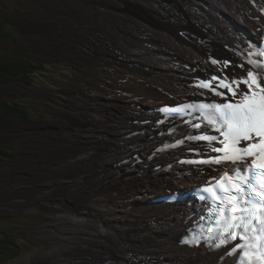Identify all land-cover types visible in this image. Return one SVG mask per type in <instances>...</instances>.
<instances>
[{
	"label": "rangeland",
	"instance_id": "1",
	"mask_svg": "<svg viewBox=\"0 0 264 264\" xmlns=\"http://www.w3.org/2000/svg\"><path fill=\"white\" fill-rule=\"evenodd\" d=\"M201 1L208 3V0ZM144 5L142 0H0V18L11 33L0 43V55L44 65L30 76L29 82L15 79L0 83V99L20 104L26 110V115L21 117L0 110V127L11 137L0 140V148L3 147L0 150V192L5 197L0 198V234H13L20 244L18 256L4 264H22L26 255L37 249L40 251H36V255L44 257L52 248H55L52 258L57 260L51 264L97 263L90 254L95 240L92 223L83 222L91 217L94 207L89 192L99 183L105 192L111 190L117 169L100 173L105 169L104 162L119 158L106 141L98 145L91 138L95 133L85 135L90 129L100 131L93 113L101 112L97 120L103 119L106 96H113L109 88L113 81L106 72L98 70L89 60L84 63L83 59L90 58L85 52L97 49L96 36L104 38L113 33L111 23L118 28V35L125 36L126 32L130 40L138 43L140 35L129 29L127 15H139L130 20L146 24L140 19V15H146ZM127 34L125 39L129 41ZM151 45L135 50L124 43L130 53L159 48ZM121 54L109 52L104 57L109 58V63L122 66L125 56ZM151 59L165 61L154 54ZM120 83L132 84L126 75L121 77ZM117 90L112 92L120 94L123 89ZM96 95L100 99H96ZM188 97L182 94L178 99L166 101L176 102ZM135 101L144 105L140 100ZM79 146L82 149H78ZM103 154L111 155L112 160H100ZM79 162L81 165L77 164ZM72 179L80 183L69 181ZM18 205L20 208H13ZM101 208L109 212L108 208ZM123 225L117 228L120 234L116 238L126 233ZM106 254L103 251L100 262L112 264ZM116 259V264H129L123 253Z\"/></svg>",
	"mask_w": 264,
	"mask_h": 264
},
{
	"label": "bare ground",
	"instance_id": "2",
	"mask_svg": "<svg viewBox=\"0 0 264 264\" xmlns=\"http://www.w3.org/2000/svg\"><path fill=\"white\" fill-rule=\"evenodd\" d=\"M142 1L146 3V15H140V19L146 24L130 20L139 15H127L131 24L129 29L140 35V40H137L139 44L133 42L134 39L130 40L125 32L129 38L126 41L125 36L118 35V28L111 23L109 27L113 33L104 38L95 35L99 42L95 47L97 49L85 52L86 55L90 54L91 59H83L84 63L91 61L90 64L106 72L113 81L109 86L113 96H106L107 109L103 119L97 120L101 112L93 113L96 128H100V131L90 129L85 135L95 133L91 138L98 145L106 141L114 156L119 158L114 162H104L105 169L100 173L111 169L115 172L117 169L113 173L111 190L105 192L99 183L92 186L89 192L94 207L90 211L91 217L83 222H91L95 232L90 254L97 261L96 264H102L103 251H106V257L112 264L118 262L116 258L119 253L128 257L129 264H232L234 257L227 250L213 252L203 246L190 248L180 243L181 235L191 224L198 205H163L153 200L169 192L197 186L211 172L220 171L213 165L188 170L182 161L184 147L151 156L165 140L194 131L190 124L179 123L178 130L172 135L167 133L172 122L169 120L158 125L156 107L170 102L166 99H178L182 94L188 97L201 93L191 85L192 78L209 73L217 66L232 75L247 70L250 67L247 61L251 52L250 41L252 37L264 35V0H208L206 5L201 0ZM124 43L132 45L135 50L147 49L151 44L159 48L130 53ZM108 51L119 55L122 52L126 65L109 63V58L104 57ZM152 54L162 56L165 61L152 60ZM214 55H220L224 61L221 60L219 65L214 64L211 61ZM225 63L227 67H224ZM125 75L131 80L130 86L120 83ZM117 88L123 89L120 94L112 92ZM131 97L136 98L131 101ZM95 98L100 99L98 95ZM167 127V132H159ZM126 129L129 130L124 132ZM138 129L145 131L127 136ZM5 134L9 135L6 131ZM81 134L79 131V136ZM78 149H82L81 146ZM127 153L130 154L122 156ZM136 154L142 155L143 161L139 162ZM99 159L112 160V156L103 154ZM67 164L72 166V162L68 161ZM159 164L164 166L156 170ZM62 165H66V162ZM69 181L80 183L77 180L75 183L73 179ZM119 197L122 201L118 200ZM101 206L108 208L109 212ZM123 223L125 227L122 230H126V233L116 238L120 234L117 228ZM110 238L112 241L109 242ZM36 251L26 255L22 264H49V261L51 264V261L57 260L52 258L55 248L49 249L44 257H38Z\"/></svg>",
	"mask_w": 264,
	"mask_h": 264
},
{
	"label": "snow or ice",
	"instance_id": "3",
	"mask_svg": "<svg viewBox=\"0 0 264 264\" xmlns=\"http://www.w3.org/2000/svg\"><path fill=\"white\" fill-rule=\"evenodd\" d=\"M215 64L216 61H213ZM255 63V62H250ZM224 67H227V63H225ZM257 67H260L257 65ZM232 75V73H229ZM244 75L250 79H244L241 82H228L227 77L219 78V77H212L211 80L215 81V86L213 87L211 81L206 84H202L201 86L204 88H208L210 91H213L216 95H225V92L217 91V89H225L227 90V94H231L232 96L239 94L244 97L245 101H247L248 97L245 93L249 90V88L253 85H256L257 78L256 74L252 71H245ZM251 81V83H250ZM240 83L245 85L244 89L239 87ZM235 85V87H233ZM216 111L220 114L222 118L226 117L224 127L228 129L227 132L223 133V137L226 138L228 142H230L231 147L226 144L224 139L220 140V143L224 145L221 148H216L214 151L216 152H224L225 154L216 158L215 161H205V163L215 162V163H223V162H231V163H239L241 167H246L247 163H252L249 160V157H254L256 154V150L258 149L260 152H264V139H259L257 143H251L256 138L264 137V97L261 98V101L258 105L256 104H248L244 103L241 105L234 106L231 103L223 104L215 106ZM232 110V111H223V110ZM165 111H167L165 109ZM176 111H182V109H176ZM213 121H208V124H212ZM198 127L199 125H195ZM219 139V137L215 138ZM240 140H244L249 142L243 149H238L235 147V144L239 143ZM230 153V154H229ZM256 167V165H253ZM233 171H235L233 169ZM248 186V185H246ZM220 187L227 192L228 189L224 188L223 183H220ZM205 191L212 193L215 197V192L211 187L207 188ZM237 192H242L243 189H236ZM219 201V198L216 197ZM236 197L233 196L228 201V206L232 213H236L238 210L234 207V204L237 203ZM247 203V202H246ZM239 211H244L243 209ZM251 215V214H250ZM239 221V222H236ZM249 227L248 223L243 222L242 217H237L232 215L226 231L228 232V240L229 242L236 241L238 239H244V236L240 235L236 229H239L241 232L246 230ZM211 231V229H210ZM224 240L220 241L221 244H224ZM232 247L234 249H243V246L239 244H233Z\"/></svg>",
	"mask_w": 264,
	"mask_h": 264
},
{
	"label": "trees",
	"instance_id": "4",
	"mask_svg": "<svg viewBox=\"0 0 264 264\" xmlns=\"http://www.w3.org/2000/svg\"><path fill=\"white\" fill-rule=\"evenodd\" d=\"M11 35L5 22L0 19V43L4 42ZM42 63L32 62L24 58H13L0 55V83H6L15 79L29 82L30 76L39 68ZM0 110L13 114L16 117L26 115V110L7 99H0ZM0 218H2L0 216ZM20 244L15 241L13 234H0V264L9 259H14L19 254Z\"/></svg>",
	"mask_w": 264,
	"mask_h": 264
},
{
	"label": "flooded vegetation",
	"instance_id": "5",
	"mask_svg": "<svg viewBox=\"0 0 264 264\" xmlns=\"http://www.w3.org/2000/svg\"><path fill=\"white\" fill-rule=\"evenodd\" d=\"M2 21H3V19L2 18H0ZM9 138H11V137H9V135L8 134H5V133H2V129H1V127H0V140H3V139H9ZM3 148V147H2ZM2 148H0V150H2ZM0 198H2V199H4L5 197L3 196L2 197V195H3V192H0Z\"/></svg>",
	"mask_w": 264,
	"mask_h": 264
}]
</instances>
